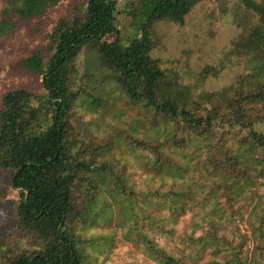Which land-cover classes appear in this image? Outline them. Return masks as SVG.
Instances as JSON below:
<instances>
[{
    "label": "rangeland",
    "instance_id": "1",
    "mask_svg": "<svg viewBox=\"0 0 264 264\" xmlns=\"http://www.w3.org/2000/svg\"><path fill=\"white\" fill-rule=\"evenodd\" d=\"M158 1L118 0L115 22L122 46L138 36L148 10ZM11 2L21 4V0H0V20L2 8ZM73 2L58 0L40 17L28 20L14 15L17 26L0 34V96L12 87L29 88L37 105L34 123L42 126L47 118L38 94L44 90L15 62L48 45L52 28L60 17L70 16ZM256 20L254 9L240 0H202L182 21H153L150 35L155 45L150 54L161 61L168 76L177 75V82L161 88L159 95L180 102L201 100L202 94L219 92L248 73L246 59L233 51L245 28ZM256 38L264 39V33ZM73 76L77 96L71 120L81 130L87 155L95 165L115 163L127 188L123 191L103 170L84 175V185L93 187L96 195L74 231L83 264H157L143 237L176 255L178 264H264V176L259 174L264 147L242 144L238 130L226 128V144L256 177L240 180L227 199L224 186L232 176L213 167L222 152L209 135L186 130L178 119L155 116L152 104L131 100L90 42L82 46ZM114 129L121 134L105 143ZM130 135L158 141L165 161L156 164L148 150L127 143ZM170 138L182 142L169 143ZM7 206L0 204V225L5 224ZM4 241L0 253L15 252L14 245L5 237Z\"/></svg>",
    "mask_w": 264,
    "mask_h": 264
},
{
    "label": "trees",
    "instance_id": "2",
    "mask_svg": "<svg viewBox=\"0 0 264 264\" xmlns=\"http://www.w3.org/2000/svg\"><path fill=\"white\" fill-rule=\"evenodd\" d=\"M57 1L21 0L20 5L11 2L1 10L0 34L17 26L19 21L14 15L19 20L40 17ZM199 1L202 0H159L148 10L138 36L122 46L115 22L118 0H74L70 16L60 17L52 28L48 45L32 49L15 62L17 69L38 80L44 90L38 95L42 96L40 110L45 112L47 123H34L37 105L29 88L12 87L0 96V204L8 205L7 217L2 218L5 224L0 225V244L5 243V237L16 248L12 253H0V264H83L74 231L82 224V211L96 195L93 187L84 185V175L106 171L127 191L115 163H93L80 138V128L71 120L77 96L72 88L75 60L85 42H90L100 61L115 72L131 100L152 104L155 116L178 119L186 130L213 139V146L222 152L213 167L232 176L231 183L224 186L227 199L240 180L256 179L248 171L251 166L223 137L226 128H236L242 144L264 147V39L256 38L264 33V14L240 0L257 13L254 25L245 28L233 51L235 56L246 59L248 73L219 92L202 94L201 100L180 102L171 95H159L161 88L177 82V75L168 76L161 61L150 54L155 45L151 23L161 19L182 21ZM255 1L264 10V4ZM110 36L113 38L105 39ZM121 132L112 130L105 143ZM126 141L152 153L154 163L165 161L158 141L131 135L126 136ZM167 141L182 142L176 138ZM259 174L264 176V159ZM143 241L157 264L179 263L178 257L164 247L144 237Z\"/></svg>",
    "mask_w": 264,
    "mask_h": 264
},
{
    "label": "water",
    "instance_id": "3",
    "mask_svg": "<svg viewBox=\"0 0 264 264\" xmlns=\"http://www.w3.org/2000/svg\"><path fill=\"white\" fill-rule=\"evenodd\" d=\"M243 1L249 4L250 6H252L253 8L257 9L258 11H260L262 14H264L263 8L255 0H243Z\"/></svg>",
    "mask_w": 264,
    "mask_h": 264
}]
</instances>
